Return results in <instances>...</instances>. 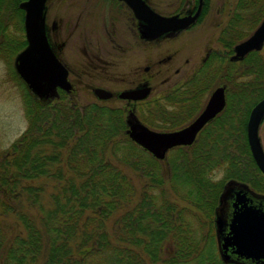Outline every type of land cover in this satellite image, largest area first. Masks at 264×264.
Listing matches in <instances>:
<instances>
[{"label": "trees", "instance_id": "obj_1", "mask_svg": "<svg viewBox=\"0 0 264 264\" xmlns=\"http://www.w3.org/2000/svg\"><path fill=\"white\" fill-rule=\"evenodd\" d=\"M21 1L0 0V59L7 62L26 46ZM263 14L264 0H239L217 38L221 49L177 91L138 106L145 125L173 130L195 117L215 85L227 86L222 117L193 144L170 149L166 170L129 139L123 108L80 105L64 92L52 105L26 99L28 125L0 161V264H225L212 226L224 182L242 180L264 194L245 132L250 109L264 97V46L230 60ZM244 165L247 174L239 173ZM220 170L224 177L213 181ZM49 186L47 208L34 203ZM202 215L208 229L195 235L187 222ZM170 242L176 247L165 249Z\"/></svg>", "mask_w": 264, "mask_h": 264}, {"label": "water", "instance_id": "obj_2", "mask_svg": "<svg viewBox=\"0 0 264 264\" xmlns=\"http://www.w3.org/2000/svg\"><path fill=\"white\" fill-rule=\"evenodd\" d=\"M47 0H23L19 8L23 10V29L26 46L17 53L14 69L30 92L39 100L56 93L60 87L71 90L67 80L68 71L53 53L45 30V4ZM139 20L141 37L150 39L164 33L171 34L186 29L196 21L202 6L199 0L194 14L186 16H164L153 11L144 0H121ZM264 45V16L254 31L233 47L231 60H242L251 51H259ZM225 85L217 86L210 94L203 110L185 126L158 131L142 123L130 111L125 117L126 134L129 139L148 152L156 160H163L167 152L178 146H189L201 129L218 114L226 104ZM94 93L102 99L111 92L95 88ZM147 89L127 90L119 94L128 100L143 99ZM264 120V97L250 109L246 121V140L255 165L264 175V145L260 127ZM222 200L233 198L234 209L229 218L220 209L217 211L215 235L220 258L224 263L264 264V208L250 204L248 198L264 201V195L250 191L246 183L230 179L219 194Z\"/></svg>", "mask_w": 264, "mask_h": 264}, {"label": "rangeland", "instance_id": "obj_3", "mask_svg": "<svg viewBox=\"0 0 264 264\" xmlns=\"http://www.w3.org/2000/svg\"><path fill=\"white\" fill-rule=\"evenodd\" d=\"M150 1L157 10L165 14L171 13L181 8L188 9L193 4L192 0H185L184 2L182 1L183 6L181 5V2L177 0ZM237 1L238 0H211L210 3L212 4H210V9L208 10L207 15L203 17V19L192 28L183 32L181 34V37L177 40H174L173 43L178 46L179 44H181V41H184L187 43L189 48L191 46L198 45L201 48V51L199 52L200 58L203 57L207 49L220 50L221 46L218 44L217 38L222 28H224L228 20H230ZM81 2L83 1L50 0L47 3V13L51 19H57L60 38L59 40L65 42L64 48L61 51V56L64 58L71 69L76 68L79 58L84 55L98 57L105 62H109L110 64H112V62L114 63V67H112V65H109V68H107L106 71L100 72V74H95L99 77H83L84 86L82 85V88H80L79 90L80 92H78L79 95L77 94L75 96V99L80 105H84L86 104L87 99L91 97L89 88L96 86L98 82L105 83V81L109 80L111 81V83H108L109 86L113 87V89L116 90H119L123 87L122 78L124 75L122 71L124 70V68L123 59L121 57L123 55L120 53V48L125 46V41L132 40V31L129 29L130 23L122 20L121 22L116 24L115 33L114 26L111 25L112 23L106 15L107 12H105V9L102 7L98 8L97 4L96 7L93 6V4L89 6L90 9H92L96 14L91 19L88 18L87 21H84L83 16L85 12L82 13V11L79 10V7L84 11H86V9H83L80 6ZM91 2L92 1H88L89 4ZM12 29L14 28L12 27ZM240 29H243L242 32H246L247 30H249V27H242ZM248 32H250V30ZM116 34L118 35L117 39L112 40L111 35L114 36ZM185 54L188 55L186 51H184V55ZM3 55L6 56L5 53H2V56ZM16 55L17 54L12 56L10 62L0 59V161L3 160L2 158L5 156L7 150H9L10 145L25 131L28 125V120L25 112L26 107L24 104L25 100L30 97L36 98L30 92L27 86L22 83L18 74L15 72L14 59ZM190 75L191 70L183 76L182 80L187 79L188 77H190ZM81 93L83 94V96H81ZM36 99L39 100L38 98ZM117 105L122 106V104L120 103H118ZM34 127H36V130H38L37 122L36 126L34 124ZM263 132L264 120L260 127V135L262 141ZM166 156L163 160H159V165L163 170H166L169 167ZM245 168H247L245 165L243 166V169L238 168L239 173L243 174V172H246L247 174L248 169ZM212 177L213 181L220 180L224 177V173L221 170L216 171V173H213ZM228 180H226L224 184ZM237 181L244 182L242 180ZM247 184L250 185L249 183ZM163 187L164 190L169 191L170 185L164 184ZM51 191L52 189L50 186L46 187V190L43 192V194H40L39 197L34 198V203L42 204L44 208H47ZM169 198H177V195H170ZM181 198L183 199L182 196ZM183 204L186 203L181 202V205ZM10 205L15 207L16 203L12 202ZM188 207L194 209L192 205H188ZM191 219L192 218L189 217V220L187 222V227L190 228V231H194L195 235H199L201 233L205 234L208 228L204 223L205 220L203 218V215L199 222ZM9 222L14 223L13 218L10 219ZM198 226L200 229L198 228ZM197 229L199 230V234L197 232ZM17 230H21V227L18 226ZM164 247L165 249L170 248L171 250H173V248L176 246L173 245L172 242H170L169 244L165 243ZM214 247L216 248V252L218 254L215 238ZM166 255L167 253L165 251L164 256Z\"/></svg>", "mask_w": 264, "mask_h": 264}, {"label": "flooded vegetation", "instance_id": "obj_4", "mask_svg": "<svg viewBox=\"0 0 264 264\" xmlns=\"http://www.w3.org/2000/svg\"><path fill=\"white\" fill-rule=\"evenodd\" d=\"M49 1L50 0L46 1L45 10H44V12H45V30H46L47 40H48V43H49L53 53L56 55L58 60L66 67V69L68 71L67 80L71 84V90L69 92L65 91L64 89H62L60 87H57L56 93L54 95H49L44 100H40L47 105H52L55 103V101L57 99L60 98V96H61L60 92H64V93L70 95L71 97H74V100L76 101L75 96L77 94L79 95L78 92H80L79 90H80V88H82L83 77L84 76L86 78L87 77L88 78L89 77H94V78L99 77L95 74H100V72L106 71V69L109 68V65H112V67H114V65H113L114 63L112 62V64H110L109 62H105L98 57H92V56H85L84 55V56H81L79 58L76 68L71 69L68 66L67 62L64 60V58L61 56V51L64 48L65 42L62 40L61 41L59 40L60 38H59L57 19H55V18L51 19L47 13V11H48L47 10V3ZM81 1H83V2H81L80 6L83 9H86V11H84V10L80 9V7H79V10L82 11V13L85 12V14L83 16L84 21H87L88 18L91 19L96 14L92 9H90L89 6H91L93 4V6L96 7L98 5L97 6L98 8L102 7L105 9V12H107L106 15L108 16V19L111 21V23H112L111 25L114 26V32L115 33H116V29H115L116 24L121 22L122 20L130 23L129 29L132 31V34H131L132 40L131 41L130 40L125 41L124 42L125 46L121 45L123 47L120 48V50H121L120 53L123 55V56H121L123 59V68H124V70L122 71V73L124 75L122 78V81H123L122 86L123 87L120 88L119 90H116V89H113V87L109 86L108 83H111V81H109V80L105 81V83L98 82V84H96V86L89 88L91 97H89L87 99L86 103H97V104L107 105V106H111V107L123 108L125 111V117L130 111H132V112H134V114L138 118L137 108L141 103L148 101V100H151V99H157V98L165 96L169 93H173V92L177 91L184 84V82L189 78L188 77L187 79L182 80L183 76L188 71L191 70V75H190V77H191L193 75V73H195L205 63L206 59H208L210 57V55L213 51H215V52L219 51L216 49L215 50L214 49H207V51H205L203 57L200 58L199 52L201 51V48L198 45L193 44L194 46H191L189 48L187 43L184 41H181V44H179L178 46L173 43L174 40H177L181 37V34L183 32L192 28L194 25L199 23L203 19V17H205L207 15L208 10L210 9V4H212V3H210L211 0H202L201 10H200V13H199L196 21L193 22L191 25H189L186 29H182V30H179L178 32H174L171 34L164 33L160 36L150 38V39H146V38L141 37V35L139 33V20L134 16L131 9L126 5L125 2H123L121 0H81ZM88 1L89 2L92 1V2L89 4ZM144 1L153 11H155L161 15H164V16L178 15L180 17L190 15V14H194V12L197 9L198 3H199V0H192L193 4L191 5L190 8H188V9L181 8V9H178V10L173 11L171 13L165 14V13H162L161 11L157 10L154 7V5L151 3L150 0H144ZM177 1H180L181 5H182V1L184 2L185 0H177ZM263 16H264V14H263ZM263 16H262V18H263ZM261 20H260V22H261ZM258 24L255 26V28L258 26ZM254 29L252 30V32L254 31ZM252 32H250V34ZM117 36H118L117 34L114 36L111 35L112 40H114V39L116 40ZM243 39H245V38H243ZM243 39H241V40H243ZM238 42H236V43H238ZM234 45H233V47H234ZM232 50H233V48H232ZM184 51H186V53L188 55H186V54L184 55ZM232 55H233V53L230 55V58ZM231 61H240V60H231ZM176 77H177V79H176ZM21 81H22V79H21ZM22 83H24V82L22 81ZM220 85H223V84L215 85L207 93L205 100L203 102V105L199 109V111L197 112L195 117L203 110V108H204L205 104L207 103V100H208L210 94L212 93V91L217 86H220ZM77 88H78V90H77ZM95 88H102L104 90H107V91L111 92V96L107 99L99 98L93 91ZM226 88H227V86H226ZM226 88H225V96H226ZM140 89H147L148 90L146 97L143 99L128 100V99H124V98L119 97V94L122 91L140 90ZM81 96H83L82 93H81ZM118 103L122 104V106H118L117 105ZM225 106H226V104H225ZM225 106L207 124H209V123H211L217 119H220L222 117L223 112H224ZM191 121H189V122H191ZM154 130H156V129H154ZM173 130H175V129H173ZM158 131H170V130H158ZM200 132L197 134L196 139H197L198 135L200 134ZM247 186L249 187L250 191L257 193V194L264 195L263 193L256 192L250 185L247 184ZM224 187H225V184L222 186L221 192L223 191ZM248 200H249L248 205L258 203L259 205H261L262 208H264V201H262L261 199L258 200L257 198H248ZM220 209L224 212L225 217L229 218L232 214L233 209H234L233 198H227L226 200H222L218 196L216 204L213 205L212 226H213L216 246H217V240H216V235H215L214 219H215L217 211H220ZM233 264H239V263H233Z\"/></svg>", "mask_w": 264, "mask_h": 264}]
</instances>
